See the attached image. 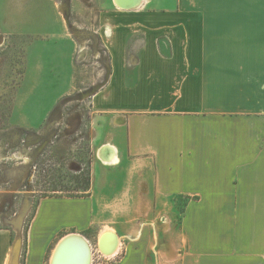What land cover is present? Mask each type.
Instances as JSON below:
<instances>
[{
	"label": "crops",
	"instance_id": "crops-1",
	"mask_svg": "<svg viewBox=\"0 0 264 264\" xmlns=\"http://www.w3.org/2000/svg\"><path fill=\"white\" fill-rule=\"evenodd\" d=\"M124 3L87 193L41 198L25 229H0V264H52L70 234L94 256L107 230L119 248L97 264H264V15Z\"/></svg>",
	"mask_w": 264,
	"mask_h": 264
},
{
	"label": "rangeland",
	"instance_id": "rangeland-1",
	"mask_svg": "<svg viewBox=\"0 0 264 264\" xmlns=\"http://www.w3.org/2000/svg\"><path fill=\"white\" fill-rule=\"evenodd\" d=\"M122 1L147 13L264 15V0ZM120 9L113 0H0V229H25L41 198L87 193L100 144L93 103L119 74L111 12Z\"/></svg>",
	"mask_w": 264,
	"mask_h": 264
},
{
	"label": "water",
	"instance_id": "water-1",
	"mask_svg": "<svg viewBox=\"0 0 264 264\" xmlns=\"http://www.w3.org/2000/svg\"><path fill=\"white\" fill-rule=\"evenodd\" d=\"M117 238L115 234L104 233L97 242L95 250L101 255H109L115 249ZM60 242H63V251L60 255H57L59 259L57 264H91L92 249L82 236L70 234Z\"/></svg>",
	"mask_w": 264,
	"mask_h": 264
},
{
	"label": "bare ground",
	"instance_id": "bare-ground-1",
	"mask_svg": "<svg viewBox=\"0 0 264 264\" xmlns=\"http://www.w3.org/2000/svg\"><path fill=\"white\" fill-rule=\"evenodd\" d=\"M130 1V0H129ZM135 1H137V2H135ZM140 1L141 0H131L130 1V3L132 2L133 4L134 3H140ZM146 1V0H145ZM121 2H122V0H113V3L117 6V7H121V6H123V5H121ZM126 3V2H125ZM124 3V4H125ZM131 3V4H132ZM132 4V5H133ZM126 5V4H125ZM143 5H146V2L145 3H143L142 4V6ZM128 6V5H127ZM104 147V146H103ZM103 147L101 148V149H99V151H98V157L102 160V161H105V157L103 156L104 154H103ZM104 148H106V147H104ZM107 153V152H106ZM114 158V157H113ZM104 233H112V234H115L112 230H107V231H104L99 237H98V239H97V242H99V239L101 238V236L104 234ZM116 235V234H115ZM107 245V244H106ZM118 248H119V239L117 238V242H116V246H115V249H114V251L112 252V253H110L109 255H113L114 253H116V251L118 250ZM62 251H63V242H60L59 244H58V246H57V248L55 249V252H54V254H53V257H52V264H57V261L59 262V259L57 258V255H60L61 253H62ZM58 260H57V259Z\"/></svg>",
	"mask_w": 264,
	"mask_h": 264
},
{
	"label": "built area",
	"instance_id": "built-area-1",
	"mask_svg": "<svg viewBox=\"0 0 264 264\" xmlns=\"http://www.w3.org/2000/svg\"><path fill=\"white\" fill-rule=\"evenodd\" d=\"M98 255L102 258H105L103 255H101L98 251H97Z\"/></svg>",
	"mask_w": 264,
	"mask_h": 264
},
{
	"label": "trees",
	"instance_id": "trees-1",
	"mask_svg": "<svg viewBox=\"0 0 264 264\" xmlns=\"http://www.w3.org/2000/svg\"><path fill=\"white\" fill-rule=\"evenodd\" d=\"M86 191L88 190V188L85 189ZM71 197H74V196H71Z\"/></svg>",
	"mask_w": 264,
	"mask_h": 264
}]
</instances>
